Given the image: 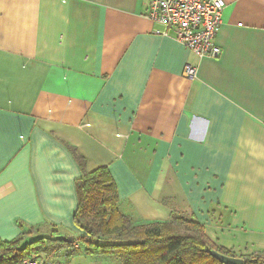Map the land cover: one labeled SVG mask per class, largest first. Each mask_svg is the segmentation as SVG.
Here are the masks:
<instances>
[{
    "label": "crops",
    "instance_id": "crops-1",
    "mask_svg": "<svg viewBox=\"0 0 264 264\" xmlns=\"http://www.w3.org/2000/svg\"><path fill=\"white\" fill-rule=\"evenodd\" d=\"M224 1L220 57L200 59L149 0H0L1 243L82 237L76 151L136 225L194 219L264 259V0ZM78 245L33 257L121 264Z\"/></svg>",
    "mask_w": 264,
    "mask_h": 264
},
{
    "label": "trees",
    "instance_id": "trees-1",
    "mask_svg": "<svg viewBox=\"0 0 264 264\" xmlns=\"http://www.w3.org/2000/svg\"><path fill=\"white\" fill-rule=\"evenodd\" d=\"M74 153L82 171L76 181L78 207L74 223L82 237L71 244L52 231L31 242H0V264H19L26 258L43 252L52 255L78 243L88 254L115 258L121 264H224L212 255L214 251L240 258L244 264H264L261 257L239 256L218 246L194 219L136 225L120 212V197L110 170L99 167L88 171L86 159Z\"/></svg>",
    "mask_w": 264,
    "mask_h": 264
},
{
    "label": "built area",
    "instance_id": "built-area-1",
    "mask_svg": "<svg viewBox=\"0 0 264 264\" xmlns=\"http://www.w3.org/2000/svg\"><path fill=\"white\" fill-rule=\"evenodd\" d=\"M224 0H149L147 19L166 27L164 35L174 32L176 40L197 58L217 59L221 49L216 39L221 31ZM196 69L186 67L185 76L194 78ZM75 244L72 250H79ZM19 264H54L38 257L26 258Z\"/></svg>",
    "mask_w": 264,
    "mask_h": 264
},
{
    "label": "water",
    "instance_id": "water-1",
    "mask_svg": "<svg viewBox=\"0 0 264 264\" xmlns=\"http://www.w3.org/2000/svg\"><path fill=\"white\" fill-rule=\"evenodd\" d=\"M64 241L66 243H71L74 244L75 243V239L72 237H66L64 238ZM212 255L219 260L220 262L224 263V264H244L243 260L240 258H234V257H229V256H225L223 254H220L218 252H213Z\"/></svg>",
    "mask_w": 264,
    "mask_h": 264
},
{
    "label": "rangeland",
    "instance_id": "rangeland-1",
    "mask_svg": "<svg viewBox=\"0 0 264 264\" xmlns=\"http://www.w3.org/2000/svg\"><path fill=\"white\" fill-rule=\"evenodd\" d=\"M48 235L47 236H49L50 234L49 233H47ZM26 242H30V241H26ZM83 251H84V249H82ZM112 260H114L115 258H111Z\"/></svg>",
    "mask_w": 264,
    "mask_h": 264
}]
</instances>
